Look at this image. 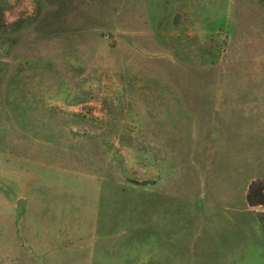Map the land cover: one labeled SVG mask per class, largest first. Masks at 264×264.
<instances>
[{"label": "rangeland", "instance_id": "374dc122", "mask_svg": "<svg viewBox=\"0 0 264 264\" xmlns=\"http://www.w3.org/2000/svg\"><path fill=\"white\" fill-rule=\"evenodd\" d=\"M264 0H0V264H264Z\"/></svg>", "mask_w": 264, "mask_h": 264}, {"label": "trees", "instance_id": "16d2710c", "mask_svg": "<svg viewBox=\"0 0 264 264\" xmlns=\"http://www.w3.org/2000/svg\"><path fill=\"white\" fill-rule=\"evenodd\" d=\"M256 183H252L247 195V200L251 205H264V188L260 187L257 191H254ZM261 222L264 226V213L261 217Z\"/></svg>", "mask_w": 264, "mask_h": 264}]
</instances>
